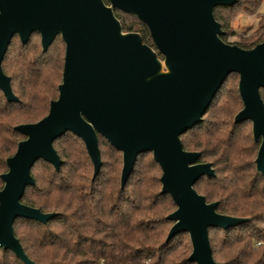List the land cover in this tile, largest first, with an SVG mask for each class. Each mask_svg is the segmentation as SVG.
Returning <instances> with one entry per match:
<instances>
[{"label": "water", "instance_id": "95a60500", "mask_svg": "<svg viewBox=\"0 0 264 264\" xmlns=\"http://www.w3.org/2000/svg\"><path fill=\"white\" fill-rule=\"evenodd\" d=\"M0 0V91L17 102L10 78L2 70L14 36L25 45L40 37L45 53L56 37L65 45L62 80L47 115L14 129L24 139L5 159L0 178V249L22 264H34L14 236L17 219L46 224L56 213H42L21 202L34 185L33 165L42 160L55 171L62 165L53 147L60 136L79 138L93 166V179L102 162L98 136L121 153L120 187L131 175L136 159L151 153L159 166L160 194L168 195L175 210L166 240L187 234L191 264H220L212 257L209 229L227 230L248 222L217 213L194 190L201 177H213L210 163H198V152L185 151L180 137L202 121L227 77L238 75L242 109L234 124L251 123L259 144L254 165L264 176V40L251 49L224 43L215 20L217 7L236 0ZM114 10L135 16L149 32L158 54L137 33H123Z\"/></svg>", "mask_w": 264, "mask_h": 264}, {"label": "trees", "instance_id": "16d2710c", "mask_svg": "<svg viewBox=\"0 0 264 264\" xmlns=\"http://www.w3.org/2000/svg\"><path fill=\"white\" fill-rule=\"evenodd\" d=\"M107 4L106 0H103ZM263 0H236L231 7H217L213 15L229 36L230 18L238 8L254 14ZM123 33H137L156 51L145 25L135 16L114 10ZM264 40V4L257 15L256 30L240 37L237 45L251 49ZM65 45L60 37L42 52L40 37L32 34L25 45L14 36L2 62L17 102H8L0 91V176L7 171L5 159L12 156L24 137L15 131L33 124L48 113L62 80ZM158 54V53H157ZM160 60L162 56L158 54ZM231 78L235 86H227ZM238 75L227 77L212 99L202 121L181 137L185 151L198 152V163H210L213 177H201L194 190L207 203L217 202L219 214L249 218L235 228L209 229L212 257L220 264H264V176L257 173L251 123L234 124L242 109L237 89ZM264 104V90L260 91ZM53 147L62 165L58 171L38 160L30 170L34 180L21 202L42 213H56L46 224L17 219L13 233L34 264H191L187 234L167 241L172 222L166 216L175 210L168 195L160 194L161 170L151 153L136 159L124 187H120L121 153L98 136L102 162L93 179V166L82 141L71 133L57 138ZM3 187L0 178V189ZM0 264H22L0 249Z\"/></svg>", "mask_w": 264, "mask_h": 264}, {"label": "rangeland", "instance_id": "374dc122", "mask_svg": "<svg viewBox=\"0 0 264 264\" xmlns=\"http://www.w3.org/2000/svg\"><path fill=\"white\" fill-rule=\"evenodd\" d=\"M264 4V0H263ZM263 4L258 8L257 12L252 14H246L239 8L231 14H227L226 17L230 18L229 23V36L227 42L230 44L237 43L240 37H248L256 30L257 15L263 10ZM227 86L234 87L235 79L231 78Z\"/></svg>", "mask_w": 264, "mask_h": 264}, {"label": "flooded vegetation", "instance_id": "af4514ba", "mask_svg": "<svg viewBox=\"0 0 264 264\" xmlns=\"http://www.w3.org/2000/svg\"><path fill=\"white\" fill-rule=\"evenodd\" d=\"M143 42V41H142ZM145 44V43H144ZM146 45V44H145ZM148 46V45H147ZM155 51V50H154ZM157 53V51H155ZM160 59V58H159Z\"/></svg>", "mask_w": 264, "mask_h": 264}]
</instances>
